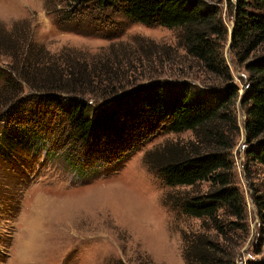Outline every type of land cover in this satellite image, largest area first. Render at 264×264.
Here are the masks:
<instances>
[{
    "label": "rangeland",
    "instance_id": "obj_1",
    "mask_svg": "<svg viewBox=\"0 0 264 264\" xmlns=\"http://www.w3.org/2000/svg\"><path fill=\"white\" fill-rule=\"evenodd\" d=\"M220 1L228 28L222 51L232 83L239 87L234 181L245 196L250 228L236 264H264L261 209L252 199L264 192V167L252 164L245 155L243 100L248 72L232 48L234 18L228 0ZM72 8L68 0H0V24L9 31L27 32L55 59L71 54L91 60L113 47L119 60L128 63L125 92H144L158 83L173 82L208 103L223 93L222 78L209 73L180 45L181 28L140 23L112 10L105 20V12L92 11V5L81 11L83 15L78 11L73 15ZM9 63V57L0 56V88L10 75ZM33 93L26 90L23 97L36 104ZM32 117L27 122L45 134L48 149L30 153L20 144L11 148L0 140V264H186L183 233L203 231V221L186 214L168 195H196L210 184L169 186L149 168L145 153L168 141L192 139V131L162 129L131 150L138 140L130 133V120L129 125H110L88 144L76 145L63 138L66 121L52 107L44 106ZM76 164L86 167V172L79 175ZM37 236L44 239L33 250L29 245Z\"/></svg>",
    "mask_w": 264,
    "mask_h": 264
},
{
    "label": "trees",
    "instance_id": "obj_2",
    "mask_svg": "<svg viewBox=\"0 0 264 264\" xmlns=\"http://www.w3.org/2000/svg\"><path fill=\"white\" fill-rule=\"evenodd\" d=\"M68 1L73 5V15L92 5V11L105 12V20L112 10L140 23L181 28L180 45L209 73L222 78L224 91L209 103L192 97L189 89H179L173 82L158 83L144 92H125L128 63L119 60L112 46L109 53L91 60L71 54L55 59L27 32L17 28L9 31L0 24V56L9 57L11 62L10 75L0 88L1 143L11 148L20 144L30 153L48 149L50 141L45 134L27 122L44 106L63 117V138L76 145L88 144L110 125H129V120L130 133L138 140L131 150L162 129L166 133L192 131V139L168 141L147 151L145 160L169 186L210 184L207 191L196 195H168L186 214L203 221V231L183 233L186 264H236L250 228L245 196L234 181L233 150L240 134L235 112L239 87L232 83L222 51L228 28L218 5L221 1ZM228 6L234 18L232 48L248 72L243 100L247 117L245 155L252 164L264 167V0H228ZM26 90L37 96L36 104L23 97ZM96 102L99 106L94 105ZM11 114L14 118L8 117ZM74 168L79 175L86 172L81 164ZM252 199L261 209L264 231V192Z\"/></svg>",
    "mask_w": 264,
    "mask_h": 264
},
{
    "label": "bare ground",
    "instance_id": "obj_3",
    "mask_svg": "<svg viewBox=\"0 0 264 264\" xmlns=\"http://www.w3.org/2000/svg\"><path fill=\"white\" fill-rule=\"evenodd\" d=\"M38 230H39V229H38ZM35 231H36V229H35ZM36 235H38V234H36ZM33 237H34V236H33ZM33 237H32V238H33ZM41 238L44 239L42 236H37L36 238H33L32 241H31L30 243H38V241H40ZM29 246L31 247V244H30Z\"/></svg>",
    "mask_w": 264,
    "mask_h": 264
},
{
    "label": "crops",
    "instance_id": "obj_4",
    "mask_svg": "<svg viewBox=\"0 0 264 264\" xmlns=\"http://www.w3.org/2000/svg\"><path fill=\"white\" fill-rule=\"evenodd\" d=\"M31 247H32V249L34 250L35 243H32V244H31ZM34 253H35V251H34Z\"/></svg>",
    "mask_w": 264,
    "mask_h": 264
},
{
    "label": "water",
    "instance_id": "obj_5",
    "mask_svg": "<svg viewBox=\"0 0 264 264\" xmlns=\"http://www.w3.org/2000/svg\"><path fill=\"white\" fill-rule=\"evenodd\" d=\"M232 38H231V42H232V39H233V35L231 36Z\"/></svg>",
    "mask_w": 264,
    "mask_h": 264
},
{
    "label": "built area",
    "instance_id": "obj_6",
    "mask_svg": "<svg viewBox=\"0 0 264 264\" xmlns=\"http://www.w3.org/2000/svg\"><path fill=\"white\" fill-rule=\"evenodd\" d=\"M255 231H256V228H255Z\"/></svg>",
    "mask_w": 264,
    "mask_h": 264
}]
</instances>
